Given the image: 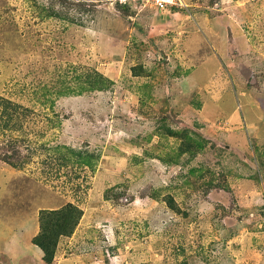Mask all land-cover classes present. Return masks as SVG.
Masks as SVG:
<instances>
[{
	"label": "rangeland",
	"instance_id": "rangeland-1",
	"mask_svg": "<svg viewBox=\"0 0 264 264\" xmlns=\"http://www.w3.org/2000/svg\"><path fill=\"white\" fill-rule=\"evenodd\" d=\"M186 2L0 0V157L24 159L0 158L15 259L7 223L73 202L83 217L44 264H264V0Z\"/></svg>",
	"mask_w": 264,
	"mask_h": 264
},
{
	"label": "trees",
	"instance_id": "trees-1",
	"mask_svg": "<svg viewBox=\"0 0 264 264\" xmlns=\"http://www.w3.org/2000/svg\"><path fill=\"white\" fill-rule=\"evenodd\" d=\"M124 3V2H122ZM129 7L133 8L132 2H125ZM125 4H121V7H125ZM136 10V9H135ZM175 10H182L181 8H175ZM144 14V13H141ZM167 14L166 12L161 13V15ZM140 15V14H137ZM6 99L0 97V102H5ZM7 101L5 102V107L9 105ZM8 121L6 122V127L12 129H18L20 124L17 122L12 123V119L15 115V111L10 112L6 110ZM12 118V119H11ZM14 142L17 143V140ZM25 157H31V153ZM4 160L11 168L20 169L24 164L23 158H18L16 160H8L5 156L0 157ZM170 206L175 208L176 204L172 196H170ZM84 211L81 207L73 202H68L65 205L57 208H43L39 212V231L32 238L33 243L38 245L44 252L43 260L51 261L54 257L55 248L59 244V239L62 237H70L77 225L79 224L81 218L83 217Z\"/></svg>",
	"mask_w": 264,
	"mask_h": 264
},
{
	"label": "crops",
	"instance_id": "crops-1",
	"mask_svg": "<svg viewBox=\"0 0 264 264\" xmlns=\"http://www.w3.org/2000/svg\"><path fill=\"white\" fill-rule=\"evenodd\" d=\"M1 220H2V218L0 217V221ZM0 224H4V223L0 222ZM7 225L9 226V229H12V231H10L8 233V236L5 239H8V237H10L11 235H14L18 240V244L20 243V250H16V259H15V256L10 254V253H7L6 249L0 248V258H5V260H6L4 263L3 262L2 263L3 264H17V260L19 259V257L24 252L23 251V246H24L25 251H27V252L30 251L31 253H33L36 256V257H34V259L37 261V264H44L45 262L43 260V254H44L43 250L38 245L33 243V241H32V238L34 237V235H36L37 232L39 231L40 225H39L38 218L31 217L29 215L19 225L10 226L8 223H7ZM67 238H69V237H67ZM18 248H19V245H18ZM67 252H69V251H67ZM67 252H66V254L69 255V253H67ZM65 256L66 255H64L62 258H60L58 264H66V262L64 261ZM67 260H72V264L78 263V259H74L72 257L71 258L68 257ZM18 264H22L21 261H19ZM28 264H34V263L28 262Z\"/></svg>",
	"mask_w": 264,
	"mask_h": 264
},
{
	"label": "built area",
	"instance_id": "built-area-1",
	"mask_svg": "<svg viewBox=\"0 0 264 264\" xmlns=\"http://www.w3.org/2000/svg\"><path fill=\"white\" fill-rule=\"evenodd\" d=\"M121 2H132L137 14L149 12L153 15H160L163 12L169 13L175 8H187L186 0H120Z\"/></svg>",
	"mask_w": 264,
	"mask_h": 264
},
{
	"label": "clouds",
	"instance_id": "clouds-1",
	"mask_svg": "<svg viewBox=\"0 0 264 264\" xmlns=\"http://www.w3.org/2000/svg\"><path fill=\"white\" fill-rule=\"evenodd\" d=\"M182 9H186V8H182ZM173 10H175V9H173ZM176 11V10H175ZM161 15V14H160Z\"/></svg>",
	"mask_w": 264,
	"mask_h": 264
}]
</instances>
